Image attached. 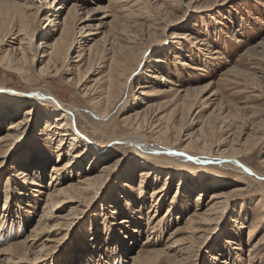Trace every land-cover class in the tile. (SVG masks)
<instances>
[{"label":"rangeland","instance_id":"obj_1","mask_svg":"<svg viewBox=\"0 0 264 264\" xmlns=\"http://www.w3.org/2000/svg\"><path fill=\"white\" fill-rule=\"evenodd\" d=\"M16 1L23 5L27 31L28 33L32 31L33 34L31 45L25 49L24 55L25 67L29 71L22 74L14 69H6L0 64V90L14 93L21 98H31L32 91L38 89L50 91L51 94L46 95L48 97L43 98L44 100L40 99L41 108L28 122L29 130L19 142L18 150L10 156L0 158V161H4L0 167L2 170L0 208L2 209L5 201V184L15 182L19 168L39 171L35 179L41 186L37 189L48 191L46 186L50 179V165L56 163L54 145L57 141L43 142L40 133L39 124L43 120L47 103L50 106L54 103L71 106L72 127L80 134H82L81 130L85 131L92 147L109 141L103 145L99 158L94 162L91 170L88 169L91 162L87 160L91 157L92 149L82 159L80 162L82 165L74 169V171H83V174L78 173L80 175L77 178L97 171L104 164H113L117 156L120 158L112 166L111 173L101 178L98 193L93 200L75 199L57 209L55 213L59 214L72 209L66 221L69 222L68 226L74 222L76 224L70 229H66L64 223L59 226L56 240L48 248L53 253L49 258L44 257L42 263L132 264L129 257L138 249L145 248V251L141 252L145 253L147 248L157 247L153 242L154 245L142 244L155 224L153 221L149 225L148 221L156 207H158L156 214L162 216L165 213V208L176 191L178 176L183 174L186 182L177 200V206L170 216L169 225L160 236L158 246L165 247L173 241V239L169 241L168 237L176 228L174 225L183 226L186 214L194 211L193 199L198 192L202 193L204 204L202 207H205L209 193L214 190V183L217 184L216 188H226V190L240 187L242 189L233 193L224 213H221L222 217L215 223L218 227L216 233H209L208 238L199 247L189 246L188 251L181 255L183 258L181 260L185 261L184 264H211L213 256L225 261L223 264H236L235 259L239 258L242 264H258L264 254V244L250 257L247 256V252L249 247L259 240L264 227L253 237L248 238L247 226L261 214L264 203V178H257L254 175L258 180L256 181L251 177L253 175H250L253 172L264 175V0H112V3H109V0ZM52 2L57 3L61 8L60 14L47 18L50 14L47 10ZM98 4L102 8L96 6ZM109 5L113 9H110ZM70 6L77 7V21L74 22L76 42L74 41L67 56L69 60H65L64 63L63 60L58 62V67H62L57 76L52 74L41 76L38 73L39 69L47 64L49 56L44 50L45 45L57 34L58 26L54 24L62 18ZM104 6L107 7L103 9ZM128 10L133 11L131 17L123 18ZM104 13L120 17L108 24L107 21L112 17L101 19ZM0 19V39H9L11 20L5 14H0ZM92 43L96 46L90 54L87 48ZM7 47V44H0V55ZM109 47L115 49L120 47L121 51L116 52L115 55L120 57V54H123L120 58L127 60L125 66H129L126 67L124 77L129 76V80L125 88L118 93V98L115 97L111 102L105 117L100 118L101 108L91 104L80 90L66 80L75 76L79 68L78 76L83 78L81 82L99 91L98 89L105 83L104 75L109 66L111 54ZM214 49H218L219 53H213ZM204 54L207 57L205 62H202L201 58L204 59ZM191 64L199 69H192ZM132 67H135V70ZM158 74L170 77L181 89L188 90L193 106L176 107L178 100L176 101L170 92L162 97L145 95V91L156 85H164L166 90L179 88L177 85L172 86L163 82L159 85V81L154 77ZM144 85L150 87H143ZM51 95L56 100L51 98ZM149 100L160 104L146 109L145 115L139 113L134 116L136 111L143 109L144 104L141 102ZM162 115H166L170 121L165 120L166 124L157 122V117ZM9 120L11 119L6 117L0 122V134L5 131ZM137 122L141 127L138 132H134L132 128ZM153 122L160 127L170 122L168 126L172 128L166 135L172 139L178 135L181 140L174 145V152L157 153L154 154L155 158L149 159L137 153L135 144H145L148 150L167 146L154 139V134L150 131ZM188 135L191 139H197L199 136L198 142H202L204 137L223 140L220 150H227L230 143L237 142L246 150L234 159L216 162L206 159L192 161L190 157L205 158L207 155L194 153L195 151H186V156H190L188 158L177 155L182 145L187 142L182 140ZM211 144L214 154L217 147L214 142ZM38 148L42 150L39 151ZM31 152L35 154L40 152L39 162L28 163L30 165L21 162L26 154ZM141 159L154 169L140 192L137 188L139 184L137 173L142 167L137 165V161ZM234 163L247 167L249 171L239 172L234 168ZM168 172L170 178L167 179L168 187L164 191L166 195L161 204L154 207L152 192L160 187ZM66 181L63 179L60 184ZM14 182L10 184L12 189H9L6 204L9 208L4 209L10 213L0 209V243L4 245L28 235L29 230L33 224L36 225L40 217L41 206L46 197L42 194L43 200L36 206L26 207L27 200L30 199L33 203L31 197L33 198L34 186H30L25 191V187L19 188ZM19 191L27 195L20 196L17 193ZM141 194L144 199L146 198L145 203L140 197ZM29 209L32 210L31 213L29 212L30 216L27 212L24 213V210ZM113 209L116 213H111ZM127 217L130 222L115 225L118 220ZM236 220L240 222L238 225L245 224L240 232L236 228ZM110 221L112 232L106 233L105 223ZM127 224L128 227H124ZM133 228L136 231L130 232ZM153 235L156 233L153 232L151 236ZM225 237H231L235 242L232 243L235 248L232 250L234 255L230 257L227 254L230 249L223 240ZM186 256L189 258L185 260ZM181 257L170 251L169 256L161 255L156 264H178L175 260ZM250 259L254 261L250 262Z\"/></svg>","mask_w":264,"mask_h":264},{"label":"bare ground","instance_id":"obj_2","mask_svg":"<svg viewBox=\"0 0 264 264\" xmlns=\"http://www.w3.org/2000/svg\"><path fill=\"white\" fill-rule=\"evenodd\" d=\"M55 1L57 0H54L53 2ZM111 1L112 0H109V3H112ZM53 2L51 3V6L49 5L50 6L49 10H47V12L50 13L49 15H47L48 16L47 18L51 16H58V13L60 12L61 8L57 5V3L53 4ZM22 6L23 5H21L19 1H16V0H0V14L2 15L5 14L11 20V23H12V26L10 29L11 35L9 34L10 36H8L9 39L7 38L0 39V44L3 43V45H6V44L8 45V47L5 48L1 52L0 64L3 65L4 68L6 69H14L18 73L26 74L28 73L27 71H29V69L27 70L25 67L26 66V57H24V55L26 54L25 49L27 47L28 48L30 47L33 34H31L32 31L31 33L30 32L28 33L27 31V28H26L27 24L25 22L26 15L24 12V8ZM96 6H99V4ZM105 7L107 6H104L103 9ZM109 8L113 9V7L111 6ZM109 8L107 9V11L109 10ZM76 11H77L76 6H70L67 9L66 13L62 16V18L59 19L56 22V24H54L55 26L56 25L58 26V32L57 34H55V36H53L52 40L49 43H46L45 45L44 50L49 56L46 54L48 56V59L46 62L47 64L42 66L39 69V72H38L39 75L48 76L52 74L53 76H57V74L61 71V67H62V66L58 67L57 65L58 62L63 60V63H64L65 60L66 61L69 60L67 56L68 54H70L69 51L72 48L73 43L75 41L74 22L77 21ZM37 13H38V9H37ZM132 13H133L132 10H128L127 12H125L123 16L122 15L121 16L123 18L128 19L131 17ZM107 17H112L111 20L107 21V23L110 24L111 22H113L112 20H115L116 18L120 16L119 15L112 16V14L110 13H104L101 19L105 20ZM2 18L4 17H1V19ZM95 46L96 44L92 43L90 46H88L87 51H89V53L91 54V51L93 52ZM108 50H109V53H111L110 58H109V66L104 75L103 81L105 83L101 85L100 89H98L99 91H96L93 87H91V85L86 86L84 82H81L83 78L81 79L80 78L81 76H78L79 68H77L76 70L77 74L75 76H71L67 78L66 80V82L73 84L75 88L80 90L82 95L84 97H87V99H89L91 104H95L99 108H101L100 116H99L100 118L105 117V114L110 108L111 102L113 101L115 97L118 96V93H120L123 90V88H125L129 80V76L124 77L126 67L129 66V65L125 66V62L127 60L120 58L121 56H123V54H120L121 55V56L119 55L120 57H117L115 55L116 52L121 51L120 47H118L117 49H115L114 47L113 48L109 47ZM213 53H219V50L214 49ZM92 57H94V55ZM203 57L204 59L201 58V60L202 62H205V59H206L205 57L207 56L204 54ZM77 61H80V60H77ZM50 63L52 64V66ZM190 67L192 69L195 68L194 65L192 64ZM134 68L132 67L133 70H135ZM195 69H199V68H195ZM154 77L159 81V85H160V82L161 83L163 82L165 84L166 83L171 84L172 86L177 85L179 87L177 83L173 82V80L170 77L168 76L166 77L164 74H158V75H155ZM163 86L162 85L152 86L151 89L149 88L150 89L149 91L147 92L145 91V95H154V96L162 97V95H164L165 93L170 92L172 93L171 94L172 97L176 98V101L178 100V104L176 107L179 108L181 106L182 108H189L193 106L194 103L190 99L191 96L188 90L185 91L184 89H181L180 87L174 88V89L169 88L166 90V88H164ZM143 87H150V86L144 85ZM91 92L92 94H90ZM182 92H184V94H182ZM48 94H51V92L38 89V90L32 91L31 98L30 97L21 98L19 95H15L14 93L5 92V91L2 92L0 90V122L2 121V119L6 117H9V119H11L9 120V122H7L5 131L0 134V158H2L3 156L4 157L10 156L14 154L16 150H18L19 145H20L19 142L21 141L22 137L26 134L27 130H29L28 122L30 121L31 118H34V116L38 112V109L41 108L39 107L41 105L40 99L41 98L42 100L46 99L49 96ZM52 97L53 96L51 95V98ZM53 99L56 100L54 97ZM141 103L144 104L143 109L141 108V111L139 110L136 111L134 116L138 115L139 113L140 114L143 113L145 115L146 109H149V108L151 109L152 107L158 106L160 104V103H157V104L153 103L150 100L142 101ZM46 108L47 109L43 113V120L39 124L41 126L40 133H41V136H43L42 137L43 142L51 143L53 142V140L57 141L54 145L56 163H53L50 165V179H49V183L46 186L48 191L47 190H46L47 192L43 191L40 188L37 189V187L41 186V184L38 183L37 180L35 179L36 173H39V171H34V170L28 171L27 169L19 168L17 169L19 171V174L17 175L15 182L13 181L19 188L25 187L24 188L25 191H27V189H29L30 186H34L33 194H32L33 198L31 197V199H33V203H31L30 199L27 200V203L25 204L26 207L36 206L41 200H43L42 194L46 195L44 203L41 206L42 212L40 211L41 214H40V217L36 225L33 224L32 228L29 230V233L28 235L25 236V238L23 239L18 238L19 240H16L13 242L11 241L7 245L0 243V264H43L42 262L44 261V259L51 257L53 253V251H51V249L49 250L48 248L52 246L53 244L52 242L56 240V237L58 235L57 230H59L58 229L59 226L64 223V225L66 226V229L67 228L70 229V227L76 224V222H74V224L68 226L69 222L66 221L69 219L68 216L71 214L72 209H70L69 211L63 214L55 213L57 209L61 206L63 207L66 203H69L70 201H75V199H83V200H88V201L93 200V198H95L96 194L98 193V184H101L100 180L103 177V175L108 176V173H111L113 169L112 166L114 165V163L120 160L119 156H117L115 157L116 161L114 160L113 164H104L97 171L86 173L84 177L77 178V176L80 175L78 173L83 174L82 173L83 171H80V170L74 171V169L77 166L82 165V163H80L82 159H84V157H86V155L92 149L91 157L87 160L89 163L91 162V165L88 168L89 170H91L92 165L95 164L94 162L95 161L97 162V159L99 158V153H100V150H102L103 145L109 143V141L96 144L95 147H92V145L90 144V141L87 140L86 132L81 130L83 134L82 135L79 133V131L76 128L72 127L71 117H72L73 109L71 106L60 105L56 103L50 106L47 103ZM20 111H22L21 114H20ZM154 115H158V113ZM167 118L168 117L166 115L165 116L162 115L160 117L158 116L156 121L159 123L164 122L165 120L170 121V118L169 119ZM169 123L170 122H168V124ZM164 124L166 123L164 122ZM168 124L160 127L159 125L153 122L151 123V130H150L153 132L154 139L158 143L167 145L165 146V148L155 147L156 149L154 150L152 149L148 150L145 144L141 145L140 143H137L135 144V147L137 148V153L139 154L141 153V155H144L146 158L150 159L152 157L155 158L156 156L154 154H157V153L174 152L173 151L174 145L179 143L181 139L177 135L178 132L176 134L177 137L175 136L174 133H172L175 136L173 137V139L166 135L167 133H169V130H171L172 128L171 126H168ZM174 125L175 124H173V126ZM140 127H141L140 123L137 122L136 124H134L132 129L134 130V132H138ZM185 137L186 138L183 139L182 141L184 142L187 141V142L186 144H184V146L182 145L181 150L178 151V153L182 154L180 155L177 153L179 157L181 158L190 157V156H186V151H189V152L195 151L194 153H201V154L207 155L205 158L190 157L192 161L193 160L200 161L199 159H201V161H204L206 159L209 161L216 162V161H222L226 159H234V158H237L242 152L246 150V148H242L243 145L240 144L239 142H237L236 144L230 143L227 150L225 149L220 150L221 145H223V140L218 141V140H213L210 137L209 138L204 137L203 138L204 140L201 139L203 140L202 142H198L199 136L197 139H191L189 135ZM168 138H170V140ZM123 139L125 140L127 138H123ZM212 142H214V144L217 147L214 154H212L213 153V148H212L213 145L211 144ZM38 150L40 151L42 149L38 148ZM40 156H41L40 152L36 154L34 152L27 153L25 158L21 162L23 163L26 162L27 164L28 163L36 164L39 162L40 160L39 158H41ZM3 162L4 161L2 160L0 161V167L3 164ZM137 165L142 167L137 173L138 182H139L137 188L141 192L144 186L143 184L145 183L148 176L153 173L152 170L154 169V167L150 166L149 163H147L146 161L144 160L142 161V159L137 161ZM263 165H264V162H263ZM233 166L235 169H237L239 172H242V173L244 172L246 173L249 171L247 167L245 168V167L238 166L236 163H234ZM1 171L2 170L0 168V172ZM169 174L170 173L168 172L167 177L162 180V182L160 183V187L158 189H155L152 192L151 198L155 199V201L154 199L152 200V203H155L154 207H156L158 204H161L162 199L166 195L164 191L166 190V187H168L167 179L170 178ZM250 175H253L251 177H253L254 179H255L254 175L257 178H264V175H262V173H259V172L258 173L253 172ZM178 177H179L178 182H177L178 184L175 187L176 191L173 195L172 200L166 206L165 213L162 216H159L158 214L155 213L156 211H158L157 210L158 207H156L155 211L152 212L153 216L148 221L149 225H151L153 221H155V224L151 227V230H150L151 233L148 234V236L146 237L145 241L142 244L145 246H148V244H151L153 242L155 243L157 247L147 248L145 253H141L145 251V248L138 249L134 255H131V257H129L132 260V264H156L161 255L169 256L170 251L175 253V255L177 256L179 254V257H181V255H183L184 253L188 251V249L190 248L189 246L199 247L208 238L209 233H214V234L216 233V229L218 227L215 226V223L218 221L220 217H222L223 214L221 215V213H224L229 203L230 198L233 196V193L235 191L242 189L240 187H233L227 190L226 188H216L217 184L214 183V187L212 186L214 190H212L209 193V197L205 203V207H202V205H204L202 203V200H203L202 195H201L202 193L201 191L198 192L196 195H194L195 198L193 199V202L195 203L193 205L195 207L194 211H192L189 214H186V216L184 217L185 220L183 222V226H180L179 224L174 225L176 226V228L170 233L168 237L169 241L171 239H173V241L170 242L166 246L164 245L165 247H159L158 246L159 244L157 243H159L161 234L164 232V230L169 225L170 216L172 212L175 210V207L177 206L176 205L178 203L177 200L182 192V187H184V184L186 182L184 180L183 174H180ZM63 179H66L67 181L63 184H60ZM11 183L5 184V188H4V194H5L4 200L5 201L2 206V209L0 208L2 211L7 212V213H10L7 211L9 207L7 208L6 204L8 203L9 189H12V187H10ZM22 191H19L17 193H19L20 196L27 195L26 193H23ZM140 197H142V200L144 202L146 198L144 199L142 194ZM152 205L153 204H151V206ZM4 209H7V210H4ZM139 210L140 209H137V211ZM31 211L32 210L30 209L24 210V213L27 212L28 213L27 215L30 216ZM152 211H153V208H152ZM111 213H116V211L113 209ZM5 214L6 213H4L3 216H5ZM128 222H130L128 221V217L127 219L122 218L118 220V222L115 223V225H118V223L126 224ZM236 223H237L236 228L239 229V232H240L241 229L245 227V224L242 223L238 225V223L240 222L239 221L237 222V220H236ZM105 225H106L105 226L106 233L108 231L109 233H111L112 232V228H111L112 222L111 221L107 222L105 223ZM124 227H128V224L124 225ZM263 227H264V203H263L261 214H259L257 218H255L250 223V225L247 226L248 238L253 237V235L257 231L261 230V228ZM135 231H136L135 228L130 229V232H135ZM153 232H155L156 235L151 236ZM175 234L177 235L180 234V236H173ZM223 240L230 249L229 253H227L228 256L230 257L232 254L234 255V252H232V250L235 249L232 246V243H235L234 240L231 237H225L223 238ZM263 244H264V232L260 235L259 240L249 247L247 256L250 257L252 256V254H255L257 250L261 249V246ZM47 255L49 256L47 257ZM187 258L189 257L188 256L184 257L185 260ZM181 259L183 258L181 257L180 259H176L175 263L184 264L185 261ZM235 260H237V262L235 261L236 264H242V261L240 258L235 259ZM238 260L240 261V263H238ZM249 261L253 262L254 259H250ZM223 263H225V261L218 260L217 257H213V256L211 257V264H223ZM262 263L264 264V254L261 256L260 262L258 264H262Z\"/></svg>","mask_w":264,"mask_h":264}]
</instances>
